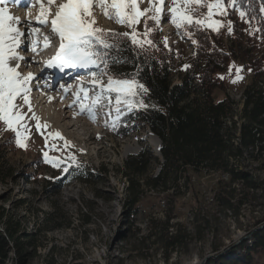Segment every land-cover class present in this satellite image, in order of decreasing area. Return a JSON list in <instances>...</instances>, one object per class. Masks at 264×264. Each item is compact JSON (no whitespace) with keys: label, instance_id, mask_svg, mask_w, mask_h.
<instances>
[{"label":"rangeland","instance_id":"1","mask_svg":"<svg viewBox=\"0 0 264 264\" xmlns=\"http://www.w3.org/2000/svg\"><path fill=\"white\" fill-rule=\"evenodd\" d=\"M18 5H23L20 10ZM6 6L10 11L13 10V15L19 16L21 21V12L24 11L26 16L36 20L40 11L36 0H16ZM140 6L149 7L148 0H144ZM241 10L237 5L234 9L229 8L226 17L217 16L214 19L223 23L231 21V32L235 31L237 25L245 26L243 39L250 38V42L258 45L256 29L249 25L246 18L241 19ZM94 11V27L111 32H131L127 26L106 18L99 6ZM149 26L153 27L151 35L154 38L163 42L166 38L167 43L164 42V46L169 51L173 83H180L186 63L195 55V33L190 29L191 35L185 34L184 30L177 29L167 16L162 18L158 26L153 25L151 21ZM41 29L49 30L50 27L41 25ZM207 30L214 32L211 28ZM137 31H144L143 20L137 25ZM231 32L228 31L226 35L227 43H230L231 35H237ZM58 42L59 40L54 44ZM18 52L25 56L26 50ZM25 67L26 64L21 63V70L27 74L28 69ZM238 68L242 69L239 73ZM102 69V66L97 68L95 65H90L89 68L72 67L63 77L58 76L59 82L51 83L45 78L52 87V92L65 94L67 88L63 87L64 83H67L69 91L65 96L74 102L68 110L64 107L60 109L56 104L48 111L49 102L37 104V92H43L41 88H37V74L34 76L30 82L33 112L40 117L42 125L49 127L37 130L36 121L29 119L31 132L27 149L19 147L15 142L14 133L6 131L4 124L0 122V212L5 208L9 215L21 221V228L35 234L33 241L42 245L29 264H205L209 255L220 256L226 252L232 255L235 247L248 239L250 233L259 226L258 221L264 213L260 207L253 209L251 206L242 207L238 215L221 210L214 202L217 192L215 183L220 179V174L201 176L197 181L200 182V192L197 194L199 196L188 191L178 198L176 203H173V197H166L164 193L158 196L152 191H145L137 204L125 200L127 180L122 175L125 161L144 147H150L159 160L152 164L149 173H157L161 162V140L142 124H136L134 128L133 122L127 120L129 116L126 107H122L117 119L115 108L107 106L106 99L100 104H93L100 87L89 86H93L92 73L96 72L106 84L107 76L100 75ZM69 72L71 77H68ZM78 72L86 73L80 77H72ZM238 75L243 78L238 80ZM220 77L223 83L215 90L216 97L221 99L229 95L239 102L244 88L251 82L252 74L244 68L239 59L231 58ZM61 80H64L63 83ZM82 87L88 90L87 99L83 98L84 94L80 91ZM111 95L115 97L116 94ZM81 103L86 107H93L95 120L90 118L87 111H80ZM23 110L27 112V107ZM31 115L32 113H28V116ZM67 115H71L70 118H67ZM56 132L61 133L64 139L54 137ZM64 140L69 141L70 146L65 147ZM128 143L132 145L133 150L125 154ZM53 145L61 151L50 150ZM45 151L51 158L66 159L68 155H75L79 166L73 164L65 173L46 162ZM224 177L228 180L227 175ZM170 203L176 207L173 208ZM132 208L134 211H131ZM51 213L54 218L46 224L45 218ZM169 214L175 215L170 220L171 224L183 225L192 231V236L186 241L184 248L168 254L166 259V254L161 250L155 236H150V221H164ZM204 219L209 221L208 228H204ZM54 223L63 224V227L50 230ZM198 225L204 229L201 233L195 232ZM0 226H4V220L0 222ZM173 228L170 230L175 232L177 227ZM8 264H13V261L9 260Z\"/></svg>","mask_w":264,"mask_h":264},{"label":"trees","instance_id":"2","mask_svg":"<svg viewBox=\"0 0 264 264\" xmlns=\"http://www.w3.org/2000/svg\"><path fill=\"white\" fill-rule=\"evenodd\" d=\"M237 5L248 13L249 25L259 29V44L247 37L243 39V25L236 24L231 33L237 35H231L230 43L226 42V22L218 33L192 29L197 41L195 55L189 58V67L184 68L181 82L176 84L163 40L150 35L153 45L145 44L141 49L132 45L130 39L108 37L113 47L108 50L106 71L116 79H134L148 90L138 97L147 108H133L127 112V120L133 122L134 128L136 124L148 127L161 140L157 173H149L152 164L159 160L150 147L125 161L122 175L127 180L125 200L129 203L137 204L145 191L158 196L164 193L175 199L173 203L188 191L199 196L198 178L218 173L221 177L215 183L214 202L221 210L238 215L242 207L251 206L260 207L264 213V12L260 11L264 0H237ZM231 58L239 59L252 74L240 103L229 95L221 99L215 95L223 83L220 73ZM170 206L176 207L172 203ZM52 215L45 218L46 224L54 218ZM174 217L169 214L164 221H150V236H155L166 259L168 254L184 248L192 236V231L183 225L170 223ZM2 220L0 264H8L9 260L13 264H29L42 245L33 241L35 234L21 228V221L5 208L0 212ZM204 221V228H208L209 221ZM258 223L232 255L226 252L212 256L205 264H264V214ZM174 226L175 232L170 230ZM62 227L63 224L54 223L50 230ZM195 230L201 233L204 229L198 225Z\"/></svg>","mask_w":264,"mask_h":264},{"label":"snow or ice","instance_id":"3","mask_svg":"<svg viewBox=\"0 0 264 264\" xmlns=\"http://www.w3.org/2000/svg\"><path fill=\"white\" fill-rule=\"evenodd\" d=\"M9 2L15 3L16 0H0V122L4 124L6 131L14 133L16 144L27 149V140L30 139L31 132L28 120L36 121L37 130L49 127V125H42L40 117L33 112L30 82L34 76L31 72L24 74L21 70L20 62L24 61L25 57L18 52L26 39V33L19 27L20 17L13 15L6 6ZM143 2L144 0H61V2L36 0L40 9L39 15L35 18L36 21L51 29L50 35L42 37L43 47L51 46L50 36L59 39L58 51L47 66L63 69L65 66L89 68L90 65H95L100 68L102 65L103 69L100 75L107 76V83L105 84L96 72L92 73L93 86L99 85L100 87L93 104H100L106 99L107 106L115 108L117 119L120 117L122 107H126L128 111L137 107L147 108L144 101L138 97L146 95L148 90L134 79H116L104 71L109 67L108 50L113 47L108 42V37L130 39L132 45H137L141 49L145 44L152 46L153 40L148 37L153 32V27L149 26V22L158 26L165 16L170 18L177 29H183L187 35H191L190 29L211 28L218 33L220 28L225 25L214 17H226L229 8L237 7V0H148L149 7L141 8L140 5ZM97 6L103 10V15L106 18L127 26L131 32L117 34L110 30L94 27L96 25L94 10ZM239 6L243 8V4ZM260 11L264 12V7ZM239 14L241 19H245L248 15L243 10ZM142 20L144 31L141 33L137 31V25ZM227 25L228 31L231 32V21H228ZM28 35L32 37L31 52L37 53L40 29L31 27ZM164 42L167 43L166 38ZM117 62L119 61H113V63ZM187 67L189 66L186 65L185 68ZM240 71L242 69L238 68L237 72ZM242 78V76H237L238 80ZM80 91L84 94L83 98L87 99L88 90L82 87ZM112 93L116 94L115 97L111 95ZM25 107H27V112L23 110ZM80 111H87L91 119H96L93 107H86L81 103ZM28 113H32V115L28 116ZM112 126H115V122ZM53 135L64 139L59 132ZM45 143L47 146V138ZM64 144L65 147L70 146V142L67 140H64ZM50 150L61 151L55 145ZM44 157L46 162L55 168H60L65 173L73 164L79 166L75 155H68L66 159L51 158L45 151Z\"/></svg>","mask_w":264,"mask_h":264},{"label":"bare ground","instance_id":"4","mask_svg":"<svg viewBox=\"0 0 264 264\" xmlns=\"http://www.w3.org/2000/svg\"><path fill=\"white\" fill-rule=\"evenodd\" d=\"M22 6L23 5H18L17 7H19L18 9L20 10V8ZM18 9H17V11H18ZM23 12L20 13L23 16V19H22L21 24H20V26H21L20 28H21L22 31H24L26 33V39L24 40V43H22L21 48L18 49V50H23V49H24V51L26 50V53H25V56H24L25 57V60L22 61V62H20V63H25L26 64V67L25 68L28 69L27 70L28 72L29 71L30 72L32 71L31 73H33V76H35L37 74L36 80H38V83H39V85L37 84V88H39V89L41 88V91L43 92V94H41L40 92H37V95H36V98H35L37 100L36 102H37V104L49 102V105H50L49 107L50 108H48L49 109L48 111H50L51 106L56 105V104L58 105L59 108L60 107H62V108L64 107L66 110H68V109H70L72 107V105L74 104V102L68 100L67 99V95L65 96V94L69 91L68 87H66V84L67 83H64L65 84L64 85L65 87H63L64 89L67 88L66 91H65L66 92L65 94L58 93V92H52L53 91L52 87L45 80V74L47 72H45V73L44 72L43 73H39V71L37 70V68H38L37 66L40 65L41 62L38 61V60H36V59H34V57H33L34 54H37V53L31 52V44H30V41H31L32 37L30 35H28V34L31 31V27H36V28H39L40 29L41 25L36 20L31 19L30 17L26 16L27 14L25 12L24 13ZM11 13L13 14L14 11L12 10ZM46 33H51V29H49V30H44V29L42 30L41 29L40 30L39 43H38L37 49L43 47V43L44 42H43V38L42 37H43V35H47ZM48 35H50V34H48ZM50 39H51V42H52L50 47L51 48H54L56 46L57 49H58L59 42H58V44H54V43H56L59 40L58 37L50 36ZM50 47H48V48H50ZM48 48H44L42 50V52L41 51H38V54H40V56H42L44 58L46 56V53H47L46 49H48ZM64 68L66 69L65 71H69V70L72 69V68L67 67V66H65ZM70 72L68 74H70ZM85 73L86 72L74 73V75L72 77H74V76L75 77H80V75H83ZM68 74L66 76H68ZM68 77H71V74ZM45 81H46V83H45ZM62 81H64V80H61V82ZM35 91H37V90L35 89ZM58 114H59V111H58ZM73 115H75V114H73ZM58 116H60V115H58ZM70 116L71 115H67V118H70ZM74 125L75 124H73V126ZM132 150H133L132 145L130 143H128L126 145V147H125V154H128ZM212 201H213V199H212Z\"/></svg>","mask_w":264,"mask_h":264},{"label":"water","instance_id":"5","mask_svg":"<svg viewBox=\"0 0 264 264\" xmlns=\"http://www.w3.org/2000/svg\"><path fill=\"white\" fill-rule=\"evenodd\" d=\"M210 257H212V256H211V255H209V256L207 257V259H208V258H210Z\"/></svg>","mask_w":264,"mask_h":264}]
</instances>
